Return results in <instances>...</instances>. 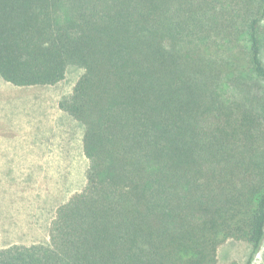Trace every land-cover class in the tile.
<instances>
[{"label":"trees","instance_id":"obj_1","mask_svg":"<svg viewBox=\"0 0 264 264\" xmlns=\"http://www.w3.org/2000/svg\"><path fill=\"white\" fill-rule=\"evenodd\" d=\"M263 49L264 0H0L4 81L49 87L82 69L58 105L88 161L48 240L0 239V264H219L227 239L248 243L250 264Z\"/></svg>","mask_w":264,"mask_h":264},{"label":"rangeland","instance_id":"obj_2","mask_svg":"<svg viewBox=\"0 0 264 264\" xmlns=\"http://www.w3.org/2000/svg\"><path fill=\"white\" fill-rule=\"evenodd\" d=\"M264 61V49L261 51ZM82 69L69 66L49 87H19L0 77V239L3 247L48 240L50 208L86 182L82 130L64 120L59 100ZM46 223V224H45ZM248 243L227 239L219 264L247 263ZM250 264H264V241Z\"/></svg>","mask_w":264,"mask_h":264}]
</instances>
